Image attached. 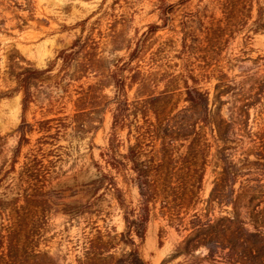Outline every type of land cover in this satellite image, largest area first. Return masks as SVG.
<instances>
[{
    "label": "trees",
    "instance_id": "16d2710c",
    "mask_svg": "<svg viewBox=\"0 0 264 264\" xmlns=\"http://www.w3.org/2000/svg\"><path fill=\"white\" fill-rule=\"evenodd\" d=\"M219 4L233 22L243 21L239 0H220ZM100 8L96 21L90 26L91 18L81 21V35L44 68L26 60L16 48L9 50L4 66L0 56V99L21 97L13 171L21 148L30 143L31 134L38 133L21 173L30 175L36 185L42 183L46 171L63 160L65 152L58 142L95 132L110 113L112 126L100 153L102 163L94 161L95 183L114 196L125 229L105 234L99 230V236L87 237L75 264H153L142 257L140 249L157 209L173 226H183V214L194 210L185 228L189 231L184 241L187 253L204 248L211 258L224 253L229 264H264V126L256 130L249 121L250 110L264 92V78L253 79L250 90L219 79L215 103L221 104L224 95L234 99L232 118L226 119L221 109L211 108V92L199 86L194 68L188 69L185 105L177 108L172 102L176 89H170L172 81H165L153 56L146 61L145 43L139 40L133 47L125 39L115 40L112 24L107 32L96 31L107 14ZM10 10L27 12L31 18L35 14L33 0H0V52L1 36L7 33L5 15ZM102 45L111 49L104 50ZM122 50L126 55L109 57ZM106 51L111 54L105 55ZM202 77H207L206 71ZM189 79L194 85L188 84ZM164 81V89L159 88ZM134 87L137 96L131 100L129 92ZM68 103L73 113L60 115ZM33 105L39 106L42 117L31 124L26 116ZM235 128L249 143L239 156ZM124 132L127 137L123 139ZM209 169L211 190L203 199ZM119 180L138 189L136 205L126 200ZM199 204H203L201 212L196 210ZM5 221L0 229V264H56L47 254L18 252L16 223L12 217ZM120 246L126 249L117 255Z\"/></svg>",
    "mask_w": 264,
    "mask_h": 264
},
{
    "label": "rangeland",
    "instance_id": "374dc122",
    "mask_svg": "<svg viewBox=\"0 0 264 264\" xmlns=\"http://www.w3.org/2000/svg\"><path fill=\"white\" fill-rule=\"evenodd\" d=\"M219 1L33 0V18L21 10L6 11L7 33L1 36L2 64H6L9 50L16 48L26 60L44 68L60 50L71 46L81 35L80 22L91 18L90 26L103 7L102 11L107 14L97 23L96 31L107 32L112 24L115 40L125 39L133 47L139 40L145 43L146 61L153 56L165 81H172L170 89H176L172 102L177 108L185 105L184 75L194 68L198 78L195 80H201L199 86L211 92V108L221 109L222 116L231 119L233 96L224 95L221 104L215 103L214 97L218 95L215 89L219 79L250 90L253 79L264 78V0H239L240 12L244 14L242 22H233L228 17L232 15H228ZM185 24L188 27H184ZM102 46L104 50L111 49ZM110 54L105 52V55ZM124 55L126 52L122 50L109 57ZM205 71L207 77L203 78ZM165 81L159 88L164 89ZM188 84L192 86L194 82L189 79ZM136 89L129 92L131 100L137 96ZM107 94L112 95V89H108ZM21 113L20 96L0 99V229L6 224L5 219L12 217L16 223L18 252L36 251L47 254L56 264H75V259L84 252L87 237L99 236V230L105 234L108 230L121 233L125 229L122 210L114 196L97 188L95 183L98 172L94 161L102 163L100 153L108 144L112 116L106 113L95 132L82 138L68 136L60 140L58 145L65 152L63 160L55 169L47 170L43 182L36 185L30 175H22L21 170L38 133L29 136L30 143L21 148L15 170L12 168L20 138L17 130L22 121ZM72 113L73 106L68 103L60 115ZM41 117L39 106L33 105L26 120L33 124ZM249 121L256 130L264 126V92L250 110ZM234 132L236 156H239L240 150L249 143L238 128ZM126 137L127 132H124L122 138ZM212 179L209 169L201 194L203 199L209 197ZM119 186L126 200L136 205L138 189L120 180ZM202 208L203 204H199L196 210L201 212ZM193 214L194 210L188 211L183 214V226H173L161 217L158 209L154 211L141 245L142 257L153 264H229L224 253L212 258L204 248L187 253L184 241L189 231L185 228ZM218 214L216 210L214 215ZM123 249L126 248L120 246L117 255Z\"/></svg>",
    "mask_w": 264,
    "mask_h": 264
}]
</instances>
